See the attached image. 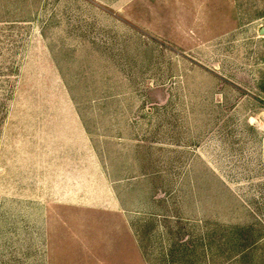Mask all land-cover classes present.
Returning a JSON list of instances; mask_svg holds the SVG:
<instances>
[{
	"label": "rangeland",
	"instance_id": "rangeland-1",
	"mask_svg": "<svg viewBox=\"0 0 264 264\" xmlns=\"http://www.w3.org/2000/svg\"><path fill=\"white\" fill-rule=\"evenodd\" d=\"M110 188L142 264H264V0H0V264H141L40 202Z\"/></svg>",
	"mask_w": 264,
	"mask_h": 264
},
{
	"label": "crops",
	"instance_id": "crops-1",
	"mask_svg": "<svg viewBox=\"0 0 264 264\" xmlns=\"http://www.w3.org/2000/svg\"><path fill=\"white\" fill-rule=\"evenodd\" d=\"M76 177L69 175L66 179L68 185L72 186L74 184L77 183L76 181ZM84 181H88L87 179H83ZM82 180V181H83ZM84 181L77 186L82 187V185L84 184ZM88 187H90L88 184L86 185ZM40 202H50V203H54V204H83L86 207H94V204H102V210L104 212V214H108L111 217L114 215V217H117L118 219H120V223L114 227H112L111 225V221L109 220L107 222L106 226V230L108 231L109 235L108 237L110 238L109 241H111V244H114L115 247H121V245L124 246V240L127 239V237L129 238V240L127 241L128 244H131L132 247L134 248V252L136 251L137 253V261H139L141 264L143 262V258L142 255L140 254V250L138 248L137 242L135 240V238L133 237V235L131 234V230L129 229L128 225H127V221L125 219V211L122 207L121 201L120 199L114 195L112 193L111 188L109 189L108 194H106L103 197H95V196H88V197H77V195L75 194H66V195H57L54 197H51L49 200L48 199H43V201ZM120 226H123V229L121 228L120 230L118 229ZM118 227V228H117ZM113 231L115 232L114 235V241L112 242L111 238ZM117 232V233H116ZM122 248H120L119 252H122ZM139 254V255H138Z\"/></svg>",
	"mask_w": 264,
	"mask_h": 264
},
{
	"label": "trees",
	"instance_id": "trees-1",
	"mask_svg": "<svg viewBox=\"0 0 264 264\" xmlns=\"http://www.w3.org/2000/svg\"><path fill=\"white\" fill-rule=\"evenodd\" d=\"M241 253H243V251H239V252H238V254H241Z\"/></svg>",
	"mask_w": 264,
	"mask_h": 264
}]
</instances>
